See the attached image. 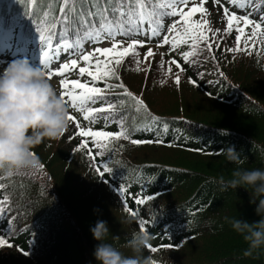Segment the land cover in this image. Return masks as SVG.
<instances>
[{
	"label": "trees",
	"instance_id": "1",
	"mask_svg": "<svg viewBox=\"0 0 264 264\" xmlns=\"http://www.w3.org/2000/svg\"><path fill=\"white\" fill-rule=\"evenodd\" d=\"M252 1L255 3L256 0ZM48 3L49 0H39L34 10L35 16H40L41 8ZM260 4L264 7V1ZM18 22L17 13L13 12L9 23ZM215 33L217 37L213 42L216 49L214 53L209 55L208 61L205 59V62H201L205 53H208L206 45L201 43L192 59V67L189 68L188 64L182 68L185 77L182 81L184 85H194L203 93L233 108L236 114L233 123L219 121L211 122L210 125L189 117L152 114L141 106V113L134 115L135 123L144 124L132 128L129 132L131 139L165 148L172 151L173 156L181 152L196 156L195 163L129 161L126 157H119L118 161L122 164L117 165L116 160L111 159L110 162L108 159L111 170L116 173L112 172L113 178H120L117 183L119 189H123L121 193L125 205L132 211H129L128 218L131 221L123 223L124 230L118 231L116 225H109L110 232L105 237V242L112 243L126 254H129L124 247L126 238L143 220L145 229L152 233L150 246L155 251L150 248V252L157 264H173L164 260L162 255H181L190 249L197 250L195 259L187 261L183 258L181 264H264V248L245 255L247 242L225 219L235 217L249 222L260 219L255 211L256 205L250 203L251 189H223L219 184V177L230 178L232 169L236 167L219 154V150L227 144H234L237 150L242 149L248 157L240 167L264 168V162L251 151L253 138L264 145V101L257 97L251 84L241 80L239 73L237 74L244 68L240 54L233 51L228 57L222 55V51L235 47L237 33L224 29ZM126 60L128 72H135L133 67L140 66L131 56ZM123 65L122 62L120 66ZM216 72L220 75L216 76ZM199 73H205L206 76ZM111 80L120 83L115 77ZM168 80H172L171 72H167L165 65L157 61L148 72L143 92H135L130 85H124L145 101L154 89L165 85ZM211 81L212 84L209 83ZM124 106L126 104L122 101L120 109L125 108ZM142 114L144 115L141 116ZM192 114L197 115L194 112ZM152 117H159V120H153ZM208 119L207 121H215ZM248 125L254 129L248 128ZM131 126L129 124L126 129ZM220 129H227L228 133L223 135ZM157 139L163 142H155ZM44 142L50 143L51 140ZM74 145H78L76 140ZM57 152V156H53L50 162L45 160L47 162L42 163L44 168L49 169L57 164V157L64 163L71 157L70 151ZM81 154L88 156L84 148ZM88 164V169L92 170V162L89 161ZM44 168L20 169L10 176L0 172V182L5 181L8 187L6 191L0 190V199L4 195L9 197V202L19 211L17 214L29 229L25 234L21 233L24 234L20 237L23 242H19V237H12V240L29 254V264H99L93 256L95 246L99 243L90 231L93 225L80 221L75 210L64 200L61 188L66 189V185L60 187L53 175L50 177L45 173ZM106 177L110 180L108 172H105L104 178ZM147 196H152L153 199L137 203ZM16 220L14 219L15 222ZM8 226L9 218L0 221V236L5 235ZM32 226L35 228H31ZM114 235L118 239H114ZM46 238L47 243L43 245ZM144 254L148 255L149 250Z\"/></svg>",
	"mask_w": 264,
	"mask_h": 264
},
{
	"label": "snow or ice",
	"instance_id": "2",
	"mask_svg": "<svg viewBox=\"0 0 264 264\" xmlns=\"http://www.w3.org/2000/svg\"><path fill=\"white\" fill-rule=\"evenodd\" d=\"M219 3V0H216ZM39 0H30L31 7L35 9ZM207 8L200 5L188 7V0H49V3L41 8L43 19L40 20L36 29L39 33L42 58L41 67L46 75L51 78L53 75L65 77L67 74L78 70L79 76H87V80L61 78L59 85L60 95L66 102L78 112L83 113L84 120H91L94 114H103L114 110L115 106L108 102L103 103L106 98L104 88L97 86V82L105 81V88L112 89L119 87L124 90L127 97L132 98L135 103L147 109L145 102L129 91L121 81L117 85L107 83L108 78L115 77L119 80L116 66L120 65L125 57H132L139 65V53L137 47L147 42V39H137L133 35L143 33L145 37H161L162 32L167 34L161 37L162 44H170L174 50L181 44L190 45L191 51L182 53L185 61L193 56L201 43H204L209 51L213 48L209 33L213 32L207 19H194L197 13L202 16L207 13ZM227 19L226 31L231 32L235 26L237 35L236 45L229 51H247L254 46V38L264 36V22H257L248 15L238 16L235 11L229 14V9L224 8ZM33 10L31 16H35ZM165 18H172V22L165 23ZM264 21V17L261 18ZM251 27V36H245V29ZM216 29L215 32H219ZM129 37L130 42L117 39L118 36ZM104 39L111 40L108 47H92L85 49V43L99 42ZM244 47L241 49V41ZM61 50L66 53L78 56V58L66 59L54 68L50 67L53 59H59ZM153 55V50L148 48L145 59ZM214 58V57H213ZM83 66H80V62ZM176 66L179 67V63ZM182 70V69H181ZM171 72V68L168 69ZM179 76L176 83H179ZM163 83V81H161ZM101 101L100 107H92ZM69 120L75 121V127L79 129L81 137H89L97 145V149L106 146L107 142L124 137L129 138L127 130L121 126L119 131H106L103 129L94 130L91 127L81 126L76 116L69 113ZM105 120L108 116L103 117ZM159 120V117H152ZM167 129V124L164 125ZM148 130V129H146ZM145 141L133 139L132 143L140 144ZM157 143L162 140L157 139ZM35 155V153H33ZM105 172L111 169L105 165ZM5 185L0 183V190ZM123 191V189H121ZM153 199L147 196L137 203H144L145 200ZM7 195L0 199V216L10 215L11 205L8 203ZM7 205V207L5 206ZM131 212L132 209L129 208ZM135 214V213H133ZM139 227L145 228V222L140 221ZM11 231V229H9ZM0 246H11L8 240L0 236ZM151 248V246H149ZM155 251V248H151ZM23 251V250H22ZM27 254V253H25Z\"/></svg>",
	"mask_w": 264,
	"mask_h": 264
},
{
	"label": "rangeland",
	"instance_id": "3",
	"mask_svg": "<svg viewBox=\"0 0 264 264\" xmlns=\"http://www.w3.org/2000/svg\"><path fill=\"white\" fill-rule=\"evenodd\" d=\"M201 3H203V6L208 10L204 19L209 21L208 26L210 28H212L215 23L217 24L214 26L216 27L215 29L220 30L222 28H227V19L223 10L224 8H228L229 14L234 11L232 10V4L229 0H219V3H217L216 0H188V7L194 4L200 5ZM240 10L242 12L244 8L241 7ZM236 14L239 15L237 12ZM251 27L252 26H248L245 29L246 37L251 36ZM210 34L211 37H217L215 32ZM254 41V46L250 47L249 50L238 52L240 58L243 59L241 62L244 64V68L241 72L238 71L237 74L239 73L238 75L241 80L248 81L251 84L250 86L256 90L257 97L264 101V36L258 35L254 38ZM214 46L213 44L211 51L207 48L208 53H205L201 62H205V59L207 61L209 60V55L216 50ZM240 47L241 49L244 47L243 40L241 41ZM152 50L153 55L147 59H145V56L139 57L140 66L133 67L135 72H128L126 70V58L124 59L123 66H120L122 63L116 66L120 82L122 81L123 84L130 85L135 92L139 93L145 90L143 87L148 77V72L152 69V64L159 61L161 58L156 49L152 48ZM222 52V55L227 57L233 54V51H229L228 49ZM145 53L143 55H145ZM21 54H23V52H21ZM169 63H166V69L167 72H169L168 69L169 67L171 68L172 80H168L165 85L154 89L152 94L146 97V102L143 100L147 105V110H150L152 114L189 117L197 122L210 125L211 122L219 121H224V123L229 124L233 123L234 115L236 117L233 108L229 107V105L224 102H220L215 97L203 93L198 87L194 86L192 82L190 84L193 86L184 85L182 81V79H185L183 71L179 69L175 63ZM6 66L7 65L0 64V70ZM196 71L197 70H195V72ZM200 74H204V77L206 76L205 73H199V75ZM217 74L220 75L218 72L216 75ZM177 76L180 78L179 83H176ZM222 76L223 74L220 77ZM236 89H238V87H236ZM125 104L128 108H134L137 116L141 113V107L132 103L131 100L125 99ZM193 112L197 115H193ZM143 115L144 114L141 116ZM208 118L215 121H207L209 120ZM245 126L247 127V124H245ZM248 128L254 129V127L249 125ZM74 140L75 137L71 133L65 131L63 136L59 139H53L50 143L42 142L41 145L35 146L33 151L40 161V166H42L44 162H50L53 156H57V150H65L68 153L70 151L71 157L68 161H65L66 163L61 162L60 158L57 157L55 159L57 164H54L52 168H46V173L50 177L53 175L60 187L64 184L66 185V189L61 188L63 196L65 197L64 200L67 201L72 210H75L80 221H85L87 224L94 226L98 219H102L107 221L108 225H116L118 231L124 230V221H131L128 219L130 212L124 206L119 195L113 188L101 182L99 172L96 171L94 167L92 170L88 169L87 166L91 158L81 154L83 147L74 145ZM110 142L111 146H114L113 149L115 152H122V157H126L129 161H165L171 164H176L179 161L195 163L196 156H191L184 152L177 153V155L173 156V154H171L172 151H167L165 148L152 144H124L125 142L119 139L111 140ZM70 146H72V149ZM94 208H98L100 211L94 212ZM120 221H123V223ZM47 240L48 238H46L43 245L47 243ZM128 253L130 254L129 250ZM197 253V250L190 249L188 252H182L181 255L175 254L168 256L164 254L162 258L173 264H181L183 258L187 261L195 259L194 256L197 255ZM0 264H29V262L28 257L22 255L21 252L12 246H0Z\"/></svg>",
	"mask_w": 264,
	"mask_h": 264
},
{
	"label": "clouds",
	"instance_id": "4",
	"mask_svg": "<svg viewBox=\"0 0 264 264\" xmlns=\"http://www.w3.org/2000/svg\"><path fill=\"white\" fill-rule=\"evenodd\" d=\"M68 117L69 104L41 66L33 65L28 58L10 61L0 70V172L10 176L20 169L39 168L40 161L33 155L35 146L62 137L70 124ZM220 132L226 135L228 130L220 129ZM251 144V151L264 162V145L254 138ZM219 154L236 165L230 178L219 177V184L223 189H251L250 203L256 205L255 211L260 217L253 222L225 217L231 228L247 242L245 255H249L264 248V168L240 167L248 157L234 144H227ZM99 211L94 208V212ZM90 231L99 241L93 252L99 264H157L149 247L152 233L145 228L134 229L126 238L124 247L130 254L105 242L110 232L107 221L98 219ZM114 239L118 236L114 235ZM146 250H149L148 255L144 254Z\"/></svg>",
	"mask_w": 264,
	"mask_h": 264
}]
</instances>
